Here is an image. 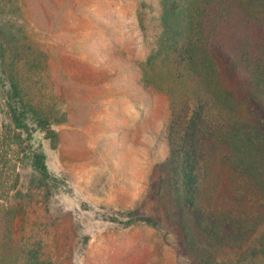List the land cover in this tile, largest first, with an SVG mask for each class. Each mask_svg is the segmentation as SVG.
<instances>
[{
  "label": "trees",
  "instance_id": "16d2710c",
  "mask_svg": "<svg viewBox=\"0 0 264 264\" xmlns=\"http://www.w3.org/2000/svg\"><path fill=\"white\" fill-rule=\"evenodd\" d=\"M260 2L264 13V0H159L144 60L145 78L154 74L171 107L155 195L197 264L224 263L217 252L227 248L264 254V38L244 14ZM34 47L21 0H0V264H64L40 236H14L35 195L66 185L31 141L57 122L23 84ZM127 217L123 227H160L158 216Z\"/></svg>",
  "mask_w": 264,
  "mask_h": 264
},
{
  "label": "rangeland",
  "instance_id": "374dc122",
  "mask_svg": "<svg viewBox=\"0 0 264 264\" xmlns=\"http://www.w3.org/2000/svg\"><path fill=\"white\" fill-rule=\"evenodd\" d=\"M21 5L35 46L23 84L57 120L31 141L66 185L63 193L32 198L27 215L14 221L15 239L40 236L52 259L60 255L64 264H197L155 195L159 163L168 154L171 107L154 74L146 79L143 68L157 33L159 0ZM262 5L244 12L256 39L264 38ZM128 212L158 216L160 227H123L119 221ZM217 253L220 264H264V254L248 259L235 249Z\"/></svg>",
  "mask_w": 264,
  "mask_h": 264
}]
</instances>
